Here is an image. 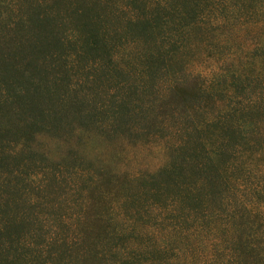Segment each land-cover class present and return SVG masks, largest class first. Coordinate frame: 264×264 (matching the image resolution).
I'll return each instance as SVG.
<instances>
[{
  "label": "trees",
  "instance_id": "16d2710c",
  "mask_svg": "<svg viewBox=\"0 0 264 264\" xmlns=\"http://www.w3.org/2000/svg\"><path fill=\"white\" fill-rule=\"evenodd\" d=\"M14 2L25 13L19 27L7 14ZM109 2L0 0V177L14 172L8 160L19 154L9 151V116L21 113L24 100L37 114L39 99L58 101L57 80L74 69L65 65L66 49L100 60L103 76L109 71L117 80L131 72L114 58L134 52L136 72L155 79L194 37L202 57L212 40L215 65L201 73L198 87L205 100L185 95L195 104L181 111V143L168 147L167 165L151 176L127 177L118 206L104 212L76 206L71 223L47 227L44 245L24 243L18 251L21 226L2 220V204L0 264H55L57 254V264L89 257L101 264H264V0H128L136 10L129 29L143 43L133 41L126 53L110 44L114 35L107 33L115 31L103 27ZM217 88L221 108L213 101ZM79 97L85 98L71 103ZM200 100L214 108L201 115ZM128 109L120 103L112 113L124 118ZM5 186L0 181V190ZM90 213L101 222L98 231L85 221ZM27 228L34 236V227ZM49 245L63 248L47 253Z\"/></svg>",
  "mask_w": 264,
  "mask_h": 264
},
{
  "label": "rangeland",
  "instance_id": "374dc122",
  "mask_svg": "<svg viewBox=\"0 0 264 264\" xmlns=\"http://www.w3.org/2000/svg\"><path fill=\"white\" fill-rule=\"evenodd\" d=\"M132 13L136 14V10L128 0H110L103 13V27L115 31L107 33L108 38L114 35L109 38L110 44L125 49L124 53L133 49V41L137 46L143 43L133 35V27L129 29L132 23L127 18ZM7 14L16 22L25 13L14 2ZM20 24L17 21L13 26ZM198 37L191 40L184 54L169 59L168 69L155 79L136 72L140 63L134 52L125 59L111 56L119 67L131 72L117 80L109 71L103 76L106 67L100 60L84 59V51L76 48L66 49L65 65L74 69L57 80L58 101L52 105L39 99L42 114H37L35 107L31 109L26 100L19 103L21 113L12 111L8 120L9 151L13 156L19 154L18 159L8 160L14 172L6 171L7 179L1 172L0 181H6V186L0 190V206L6 203L3 221L21 226L18 251L24 243L44 245L51 234L47 227L63 220L71 223L69 213L76 206L100 212L118 206L127 177L151 176L167 165L172 155L168 147L181 143V111H189L190 105L195 104L184 97L187 94V98L205 100V93H198L203 82L201 73L215 65L213 41L208 43V56L202 57ZM175 70L178 74L173 73ZM220 88L215 90L217 99L213 101L221 108L224 105L219 98L223 94ZM80 95L85 98L79 97L80 103L72 104L71 100ZM120 103L129 109L118 120L112 109ZM199 105L203 109L201 115L214 108L209 101L204 108L201 100ZM51 113L53 119L47 116ZM85 221L90 228L99 230L101 222L92 213ZM27 227H34V236ZM93 242L84 241L86 245ZM62 248L49 245L46 250L58 253ZM10 256L11 253L7 258ZM43 256L47 258L46 254ZM94 260L89 257L81 264H101ZM58 262L57 254L55 264Z\"/></svg>",
  "mask_w": 264,
  "mask_h": 264
}]
</instances>
